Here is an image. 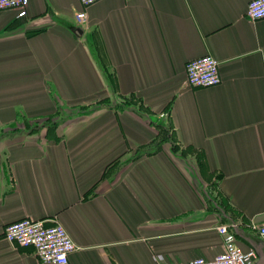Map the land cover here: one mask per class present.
<instances>
[{"label": "crops", "instance_id": "1", "mask_svg": "<svg viewBox=\"0 0 264 264\" xmlns=\"http://www.w3.org/2000/svg\"><path fill=\"white\" fill-rule=\"evenodd\" d=\"M251 1L0 10V264H43L3 235L27 217L63 224L78 247L68 264L211 260L224 224L264 264V19L248 18ZM204 55L222 82L189 87L187 63ZM159 126L200 154L195 170L165 145L138 157Z\"/></svg>", "mask_w": 264, "mask_h": 264}, {"label": "built area", "instance_id": "2", "mask_svg": "<svg viewBox=\"0 0 264 264\" xmlns=\"http://www.w3.org/2000/svg\"><path fill=\"white\" fill-rule=\"evenodd\" d=\"M84 7L101 0H80ZM29 0H0V10L16 9L26 12ZM252 21L264 19V0H252L247 9ZM79 27L87 22L85 11L76 14ZM187 84L192 88L214 87L222 82L220 63L212 55H204L187 63ZM223 236V252L211 260L196 258L190 261H167L163 255H157L159 264H255L258 253L254 249L243 251L237 243L234 231L226 224L219 225ZM264 239V224L258 227ZM4 237L19 247H33L38 260L43 264H68L70 255L78 249L62 223H53L31 218L19 219L6 225Z\"/></svg>", "mask_w": 264, "mask_h": 264}, {"label": "rangeland", "instance_id": "3", "mask_svg": "<svg viewBox=\"0 0 264 264\" xmlns=\"http://www.w3.org/2000/svg\"><path fill=\"white\" fill-rule=\"evenodd\" d=\"M67 117H65V118H67ZM50 122L42 121L40 123H34V127H32V128L40 130L41 127L49 124ZM28 128L31 129L30 126H28ZM9 133H10L9 130H7L6 132L4 131V133L0 132V137L5 136V134H9ZM159 142L161 143V145L167 146L168 149L173 153L174 156L178 157L179 159H183V160L185 159V162L188 163V165L192 168L191 169L192 171L196 169L195 163H196L197 158H200V157H198V156H200V154L194 155L192 151L182 148L180 146V144L176 141L175 137L173 136V134L171 133L170 130H168L166 133L165 132L161 133V135L159 137ZM162 142H163V144H162ZM187 159H189L190 161H188Z\"/></svg>", "mask_w": 264, "mask_h": 264}, {"label": "trees", "instance_id": "4", "mask_svg": "<svg viewBox=\"0 0 264 264\" xmlns=\"http://www.w3.org/2000/svg\"><path fill=\"white\" fill-rule=\"evenodd\" d=\"M169 129L164 128L159 126V137L161 135L162 132H167ZM163 144V142H162ZM163 145H161V143L159 142V139L156 140L155 142L147 145L146 147L142 148L140 151H138V157H142L144 155H149V154H153L157 151H159V149L161 150Z\"/></svg>", "mask_w": 264, "mask_h": 264}, {"label": "water", "instance_id": "5", "mask_svg": "<svg viewBox=\"0 0 264 264\" xmlns=\"http://www.w3.org/2000/svg\"><path fill=\"white\" fill-rule=\"evenodd\" d=\"M77 32H78V33H82V31H81L80 29H77Z\"/></svg>", "mask_w": 264, "mask_h": 264}]
</instances>
